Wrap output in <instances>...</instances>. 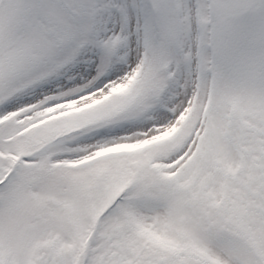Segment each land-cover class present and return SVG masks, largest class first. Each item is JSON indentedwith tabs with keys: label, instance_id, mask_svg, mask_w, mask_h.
Here are the masks:
<instances>
[{
	"label": "snow or ice",
	"instance_id": "obj_1",
	"mask_svg": "<svg viewBox=\"0 0 264 264\" xmlns=\"http://www.w3.org/2000/svg\"><path fill=\"white\" fill-rule=\"evenodd\" d=\"M0 264H264V0H0Z\"/></svg>",
	"mask_w": 264,
	"mask_h": 264
}]
</instances>
